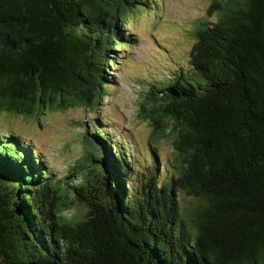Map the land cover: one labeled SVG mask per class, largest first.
I'll return each instance as SVG.
<instances>
[{
  "label": "trees",
  "instance_id": "obj_1",
  "mask_svg": "<svg viewBox=\"0 0 264 264\" xmlns=\"http://www.w3.org/2000/svg\"><path fill=\"white\" fill-rule=\"evenodd\" d=\"M163 2L0 0V113L98 115L112 54L136 40L129 14ZM208 15L189 66L139 108L152 142L171 141L170 176L153 143L141 161L95 116L60 176L0 126V264H264V0H212Z\"/></svg>",
  "mask_w": 264,
  "mask_h": 264
},
{
  "label": "rangeland",
  "instance_id": "obj_2",
  "mask_svg": "<svg viewBox=\"0 0 264 264\" xmlns=\"http://www.w3.org/2000/svg\"><path fill=\"white\" fill-rule=\"evenodd\" d=\"M211 4L212 0H164L163 7L158 4L153 12H144L142 7L131 12L126 30L133 32L136 40L126 41L131 48L129 53L112 54L118 67L116 72L111 69L108 72L116 75L117 85L107 89L110 96L99 104L98 115L90 108L80 107L53 111L39 119L0 113V126L7 124L31 139L36 153L49 160L51 168L60 176L85 152L82 125H90V117L95 116L102 123L111 122L114 132L116 129L118 133L126 131L141 161L152 159L149 149L153 143L158 148V156L167 161L170 176L174 159L171 141L152 142L153 129L140 118L139 108L146 101L152 82L162 87L169 77L175 78L170 75L175 74L179 66L184 69L189 66L190 52L196 41L194 33L203 22L216 20L215 16L208 15ZM164 170L162 168V172ZM181 200L180 205L185 208L189 199L181 195ZM76 215L75 211L66 214L69 219Z\"/></svg>",
  "mask_w": 264,
  "mask_h": 264
}]
</instances>
